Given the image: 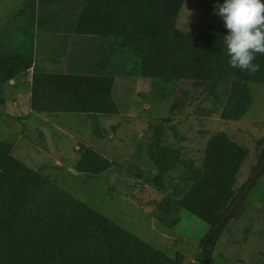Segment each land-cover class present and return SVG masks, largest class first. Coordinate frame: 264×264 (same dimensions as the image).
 Instances as JSON below:
<instances>
[{"label": "rangeland", "instance_id": "obj_1", "mask_svg": "<svg viewBox=\"0 0 264 264\" xmlns=\"http://www.w3.org/2000/svg\"><path fill=\"white\" fill-rule=\"evenodd\" d=\"M51 1L0 0V68L6 67L16 47L27 41L22 28L28 30V44H33L29 51L34 52L37 24L45 44L53 49L59 46L57 39L61 42L56 34L67 28L75 30L84 14L86 25L94 24L91 30L95 37H83V48L80 52L76 50L83 57L78 55L77 59L102 56V61L94 63L104 68L109 59L119 55L117 63H110L103 73L116 82L114 93L120 113L115 119H102L104 139L101 141L92 130L90 116L77 119L65 114L54 117L11 114L3 106L6 102L14 106L19 101L16 95L21 90L19 87L31 83L32 71L28 70L23 77L16 76L0 85V99H3L0 129L9 130L0 133V142L12 148L16 146L11 155L32 168L35 175L46 178L88 210L160 251L173 263L203 264L202 246L214 226L202 219L200 210L196 212L182 205V199L194 185L193 181L185 180L186 164L192 163L204 172L208 144L224 132L248 153L235 177L227 207L243 194L264 157V83L250 84L249 111L239 120L227 121L221 115L232 90L231 83H221L217 91L221 98L217 99L208 81L196 80L181 69L176 70V63L166 72L168 78L153 76L154 64L149 59L132 53V47L131 51L116 49L114 40L99 36L101 32L97 30L103 27L101 31L108 35L118 33L120 39L125 31H134L131 27L135 23L131 19L142 5L143 10L138 12L140 24H145L142 20L149 17L144 28H150L144 33L153 42L160 38L157 37L160 33L166 32V36L174 33L173 38L185 42L180 45L184 48L182 53L185 54L187 45L192 56L205 47L225 45L223 35L227 31L211 7L217 0H177L181 2L178 7L171 0H115L116 4L128 1L118 8L108 7L114 0H54L61 1L60 6L50 4ZM50 5L57 7L54 11L59 13L53 22L45 14V8ZM144 5L154 9L150 10L154 19L144 12ZM55 23L58 26L54 28ZM157 24L162 28L156 29ZM50 28L55 34L51 35ZM206 31L212 34L201 35ZM122 40L128 46L134 41L126 37ZM9 71L13 74V70ZM74 73L84 77L93 75L89 68ZM52 113H58L57 109ZM156 135L160 139L158 148ZM82 148H91L114 162L112 169L97 178L77 173L75 168ZM151 151L161 162L175 161V167L160 171L149 156ZM233 214L208 250L210 263L264 264V169Z\"/></svg>", "mask_w": 264, "mask_h": 264}, {"label": "trees", "instance_id": "obj_2", "mask_svg": "<svg viewBox=\"0 0 264 264\" xmlns=\"http://www.w3.org/2000/svg\"><path fill=\"white\" fill-rule=\"evenodd\" d=\"M117 3L115 0L112 4L109 2L108 7L125 6L128 1ZM171 3L177 7L181 4L177 0H171ZM144 7L146 9L144 12H148L150 18L154 19L150 11L154 9H148L145 5ZM211 7L214 9V5ZM141 10L142 5H139L137 16L131 19L135 23L131 27L134 31H125L124 34H120L119 39L118 33L108 35L101 31L103 27H100L102 29L97 30L101 32L99 36L114 40L113 47L116 49L130 50L132 47V51L130 50L132 53L149 59L154 64L153 76L168 78L166 72L176 63V70L181 69L180 71L188 76H194L196 80L208 81V87L216 95L222 82L231 83L232 90L221 116L227 121L241 119L252 105L250 84L264 83V55L257 54L254 61L261 65L259 71L242 72L229 66L224 44L205 47L192 56L186 45L183 54L184 48L180 45L185 42L173 38L175 36L173 29H171L173 34L169 36H166V32L158 34L157 37L160 38H155L154 42L144 33L145 29H150L144 28L149 17L142 20L145 24H140L141 16L139 19L138 12ZM83 16L84 14L76 32L80 35H95L91 30L94 24L86 25ZM157 26L156 29L162 28L158 24ZM22 29L25 31L27 41L17 46L9 56L6 67L0 68V85L27 73L33 67V51L28 50L33 44L32 42L28 44L30 38L28 30ZM211 34V31H206L201 35ZM123 37L134 41L130 46L124 45ZM117 38L121 43H118ZM9 70H13V74ZM113 84V80L106 76L50 74L34 68L33 109L46 113H52L55 109L62 112L86 113L91 117L93 132L98 139H103L104 132L100 127L99 114L107 118L118 114L112 98ZM220 95L216 96L217 99L221 98ZM2 102L3 99H0V104ZM159 141L156 135L157 148ZM12 149L10 145L0 142V264H175L160 251L126 233L121 227L111 225L93 210H88L78 199L46 178L35 175L32 168L11 155ZM81 150L80 161L75 168L77 173L97 178L112 169L114 162L93 149ZM247 154L244 148L232 141L224 132L214 136L208 144L204 172L198 171L192 163L186 164L185 180L193 181L194 185L182 199V205L192 207L196 212L200 210L202 219L215 227L242 195L227 207L235 177ZM149 156L162 172L176 165L175 161L161 162L153 151ZM263 162L264 157L258 168ZM233 215L211 237L207 245V256L221 229ZM201 256L202 263L206 264L203 255Z\"/></svg>", "mask_w": 264, "mask_h": 264}, {"label": "crops", "instance_id": "obj_3", "mask_svg": "<svg viewBox=\"0 0 264 264\" xmlns=\"http://www.w3.org/2000/svg\"><path fill=\"white\" fill-rule=\"evenodd\" d=\"M76 1V0H74ZM38 3L41 2V0H37ZM55 4V5H61V1H54L52 0L50 4ZM55 9H57V7L53 6H48L45 8L46 12L45 14L48 16L47 20H51V22H53V20L58 19L57 15H59L58 12L54 11ZM69 10H72V8H69ZM52 12V14H51ZM65 20H63L64 23ZM50 22V23H51ZM68 22V21H67ZM49 23V25H50ZM78 25V24H77ZM37 30L35 32V41H34V52H33V67L29 70L32 71V77H31V83L29 86H20L19 88H21L20 92L16 93V95L19 97V101L14 103V106H10L9 103L6 102V104L3 106L4 109H7L10 111L11 114H24L23 116H32V115H46L48 117H50L49 115L57 116V115H61V114H65L68 116H73L74 118L79 119L82 115H86L89 117L88 114L86 113H80V112H62V111H57L58 113H46V112H35L32 108H33V104H32V85H33V72H34V68H38L42 71H45L47 73L50 74H71L77 71H81V70H85L86 68H89L92 70L93 75L91 76H97V77H102L105 76L104 75V71L110 66V63H114V65L117 63L118 61V57L119 55L115 54L114 59H107V65L104 68H100L99 64H95L94 62L97 61H102V56H98L96 59L92 56L89 57V59L85 58V59H77L78 55L82 56V53H78L80 52V49H82L83 47V37H95V35L93 34H85V35H80L76 32V28L77 26L74 28L75 30L70 28H67V30L65 31H59L56 36L59 37V40H61V42H58V39L55 41L56 44H58V47H54L53 49L50 46H47L45 44V38L44 35L42 34V31L39 29V25L37 24ZM58 26V23H55L54 28ZM65 25H64V29H65ZM50 32L51 35L55 34L52 31V28H50ZM106 41V40H105ZM108 44V41H106ZM42 48H44L43 50H41ZM75 48V49H74ZM79 51L77 52L76 50ZM106 51V50H105ZM87 56V55H86ZM83 57V56H82ZM85 57V56H84ZM108 58V56L106 57ZM81 61V63L79 65H76L75 62L79 63ZM85 61V62H84ZM83 62V63H82ZM38 65V66H37ZM29 71L27 73H29ZM24 75H21L19 77H23ZM115 84L116 82H114L113 84V88H112V98L115 102V105L117 107L118 110V114L114 115L113 117H104L102 114H99L100 116V126H103V122L102 119H115L117 118V115H119L120 113V107L119 104L117 102V99H115ZM23 100V101H22ZM59 110V109H57ZM20 112V113H19ZM20 114V115H21ZM22 116V115H21ZM91 119V118H90ZM54 122V121H53ZM58 123V122H56ZM64 128H61V131H63ZM105 130V129H104ZM9 132V130L7 128H1L0 129V133H5V132ZM104 139V138H103ZM102 139H98V141H101ZM8 142V141H6ZM16 146L13 145V151H15ZM42 155H46V154H42ZM48 156V155H46ZM46 159H51L52 158H47ZM106 158V157H105ZM22 162V161H21Z\"/></svg>", "mask_w": 264, "mask_h": 264}, {"label": "clouds", "instance_id": "obj_4", "mask_svg": "<svg viewBox=\"0 0 264 264\" xmlns=\"http://www.w3.org/2000/svg\"><path fill=\"white\" fill-rule=\"evenodd\" d=\"M214 14L223 21L228 64L240 71L257 72L256 55H264V0H217Z\"/></svg>", "mask_w": 264, "mask_h": 264}, {"label": "water", "instance_id": "obj_5", "mask_svg": "<svg viewBox=\"0 0 264 264\" xmlns=\"http://www.w3.org/2000/svg\"><path fill=\"white\" fill-rule=\"evenodd\" d=\"M264 169V162L263 164L257 169V171L253 174L251 177L248 185L246 186L245 191L241 195V197L238 199L237 203L230 209V211L227 213V215L214 227L212 232L209 233V235L206 237L204 240L203 246H202V255L205 260L206 264H211L210 260L207 256V245L211 237L218 231V229L221 227V225L229 218L231 215L235 212V210L239 207V205L243 202L244 198L248 194L249 190L251 189L252 185L254 184L256 178L259 176V174L263 171Z\"/></svg>", "mask_w": 264, "mask_h": 264}]
</instances>
